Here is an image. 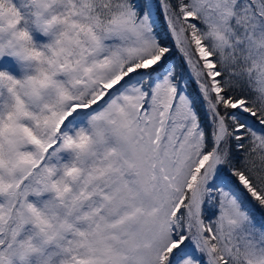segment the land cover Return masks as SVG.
<instances>
[{"label": "snow or ice", "instance_id": "obj_1", "mask_svg": "<svg viewBox=\"0 0 264 264\" xmlns=\"http://www.w3.org/2000/svg\"><path fill=\"white\" fill-rule=\"evenodd\" d=\"M0 264H264V0H0Z\"/></svg>", "mask_w": 264, "mask_h": 264}]
</instances>
